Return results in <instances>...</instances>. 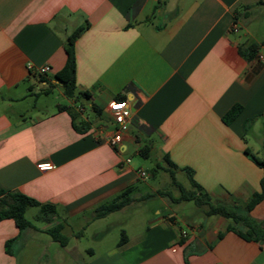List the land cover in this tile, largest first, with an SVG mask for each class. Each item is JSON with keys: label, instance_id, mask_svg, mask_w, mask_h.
<instances>
[{"label": "crops", "instance_id": "crops-1", "mask_svg": "<svg viewBox=\"0 0 264 264\" xmlns=\"http://www.w3.org/2000/svg\"><path fill=\"white\" fill-rule=\"evenodd\" d=\"M87 22L75 54L77 92L88 97L75 102L55 75L66 63L68 36ZM250 43L260 46L253 60L239 52ZM44 65L51 67L45 76L29 68ZM55 91L64 102L51 112L37 111L38 100ZM29 98L35 114L22 108ZM120 99L132 113L114 148L100 135L115 131L109 106ZM235 105L242 111L226 124L224 116ZM70 111L90 129L77 131ZM259 121L261 156L246 138ZM263 145L264 0H0V188L56 206L58 216L44 232L60 222L64 232L71 217L94 211L127 188L134 189L135 202L122 212L145 203L141 199L159 189L142 185L159 172L138 157L153 159L168 182L169 156L181 169L177 178L191 169L212 201L246 202L262 191L264 180L246 150L262 158ZM42 163L54 169L41 171ZM139 170L148 177L140 178ZM162 200L164 210L122 229L125 245L118 240L97 252L89 248L85 264H264V246L228 232V219L195 220ZM251 215L264 220V200ZM26 230L20 232L13 220L0 222V264H19L6 242H19ZM67 237L66 246L56 243L76 264L80 251Z\"/></svg>", "mask_w": 264, "mask_h": 264}, {"label": "trees", "instance_id": "trees-1", "mask_svg": "<svg viewBox=\"0 0 264 264\" xmlns=\"http://www.w3.org/2000/svg\"><path fill=\"white\" fill-rule=\"evenodd\" d=\"M90 24L87 22L82 26H79L72 34H70L65 42L64 48L67 53V60L63 69L55 75V79L62 84L64 95L68 99L83 100L88 97L87 92H77L76 84V54L75 43L76 40L88 29ZM260 50V46L256 43H250L246 46H241L239 52L247 60H253ZM45 94H48L45 91ZM61 110L68 109V107H60ZM100 113L96 107H93ZM242 111L241 105L233 106L228 113L224 116V122L229 124L232 122ZM74 120V127L79 132H86L90 129L89 123L81 120L76 123V115L73 112H69ZM246 124V128H247ZM264 148V145H263ZM246 154L250 156L253 162L264 170V156L262 158L257 157L248 149ZM164 164L166 165V172L170 178V187L176 188L179 192V196H173L171 191H158L157 193L148 194L144 196L141 201H147L156 197L166 199L172 204H180L183 202H193L195 206L200 209L204 216H221L230 221L227 231L234 232L242 239L246 241H253L264 246V220H257L252 217L251 212L253 209L264 200V180H262V191L255 193L246 202H241L233 199L232 203L222 201H212L209 193L205 192L202 187L195 181L193 177V171L191 169H184L183 172L187 175L191 188L184 187L177 178V172L181 169L171 161L169 156L164 157ZM155 174V172H153ZM134 189L127 188L119 195L111 200H108L93 211V220H98L109 216L112 213L123 210L130 206L135 199L133 198ZM31 207H38L40 210L37 216L38 221L45 222L47 224L53 222V219L58 216V209L51 204H45L37 201L36 199L18 192V191H6L0 188V222L4 220H13L20 232L32 227L29 220L26 219V211ZM64 223L60 222L47 230V233L51 238L58 242L61 246L68 244L69 238L63 234ZM223 233L220 234V237ZM16 241L13 238L6 242V251L8 254L12 253V244ZM128 238L124 230L121 231V238L118 242V246H123L127 243Z\"/></svg>", "mask_w": 264, "mask_h": 264}, {"label": "rangeland", "instance_id": "rangeland-1", "mask_svg": "<svg viewBox=\"0 0 264 264\" xmlns=\"http://www.w3.org/2000/svg\"><path fill=\"white\" fill-rule=\"evenodd\" d=\"M33 98L22 104L25 110L30 109L29 114H35L40 110H47L51 112L57 103L64 102L58 91L50 96L41 97L37 104V111L32 109ZM89 112V111H88ZM247 140L256 152L261 156L262 145L256 141L262 139V121H259L252 129L248 130ZM139 159V160H138ZM143 165L150 171L159 172L156 178H151L143 183V188L150 190V186L157 187L160 191H171L173 196H179V192L174 187H168L166 184L170 183V178L166 182L167 177L156 167V162L153 159H143L138 157ZM178 180L187 187L191 188L187 175L181 173L178 175ZM167 201V200H166ZM135 207L129 210L115 212L110 214L104 219L98 220L92 224H88L93 216V211H88L80 216L71 217L66 226L64 235L71 238L72 244H75L80 252H77L76 264H85L88 260V249L93 248L96 252L100 249L108 248L115 244L121 238L122 229L131 227V223L135 220H143L152 215L154 209L164 210L162 198H154L145 201V203H138ZM170 203V202H168ZM171 204V203H170ZM141 207H137L140 206ZM172 209L179 214L186 215L187 217L200 220L203 218V213L198 209L193 202H183L179 205L171 204ZM40 210L38 207H31L26 211L25 217L30 221L33 229L27 228L24 236L19 242L12 244L13 249L19 259V264H72L74 263L72 257H68L61 253V246L53 242L50 244L51 236L44 232V227L47 223L38 221L37 216ZM127 224L125 225V223ZM88 224V225H87ZM35 228L39 230H35ZM74 232V233H73ZM100 248V249H99ZM60 250L59 253H57Z\"/></svg>", "mask_w": 264, "mask_h": 264}, {"label": "built area", "instance_id": "built-area-1", "mask_svg": "<svg viewBox=\"0 0 264 264\" xmlns=\"http://www.w3.org/2000/svg\"><path fill=\"white\" fill-rule=\"evenodd\" d=\"M232 32L237 33L239 31V25L234 22L231 28ZM31 73L33 75H47L51 72V67L49 65H44L38 68L29 66ZM109 110L115 125V131L113 133L102 132L100 138L108 143L110 146L116 148L122 143L124 135L129 130V120L131 117V106L127 100H115L110 106ZM41 171H48L54 169V165L51 163H42L38 165ZM140 178H147L148 174L144 170H139ZM183 236H186L184 233Z\"/></svg>", "mask_w": 264, "mask_h": 264}]
</instances>
